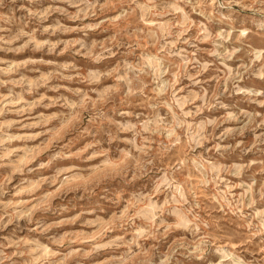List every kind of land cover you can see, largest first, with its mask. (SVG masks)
I'll return each instance as SVG.
<instances>
[{
    "label": "rangeland",
    "instance_id": "1",
    "mask_svg": "<svg viewBox=\"0 0 264 264\" xmlns=\"http://www.w3.org/2000/svg\"><path fill=\"white\" fill-rule=\"evenodd\" d=\"M0 264H264V0H0Z\"/></svg>",
    "mask_w": 264,
    "mask_h": 264
}]
</instances>
